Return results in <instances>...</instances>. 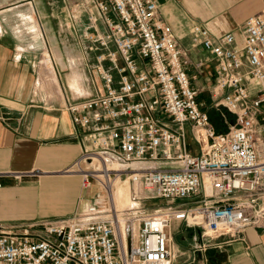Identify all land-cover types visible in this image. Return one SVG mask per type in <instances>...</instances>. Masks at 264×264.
<instances>
[{
  "label": "built area",
  "instance_id": "1",
  "mask_svg": "<svg viewBox=\"0 0 264 264\" xmlns=\"http://www.w3.org/2000/svg\"><path fill=\"white\" fill-rule=\"evenodd\" d=\"M84 8L92 29L84 40L99 52L88 72L95 91L65 109L92 129L91 146L65 173H78L84 191L98 186L105 203L42 222L39 234L0 230V264H191L227 244L221 238L264 230V9L240 34L191 29L217 61L211 95L228 126L218 133L155 0H84ZM116 180L131 185L128 208L114 201ZM151 199L168 205L146 209ZM181 224L192 230L184 246L173 234Z\"/></svg>",
  "mask_w": 264,
  "mask_h": 264
},
{
  "label": "crops",
  "instance_id": "2",
  "mask_svg": "<svg viewBox=\"0 0 264 264\" xmlns=\"http://www.w3.org/2000/svg\"><path fill=\"white\" fill-rule=\"evenodd\" d=\"M155 1L158 18L172 28L188 62L193 87L210 95L206 110L220 112L211 95L217 61L193 43L191 29L199 24L216 35L240 34L246 20L262 12L264 0ZM89 27L84 0H0V209L39 198L42 223L68 220L90 203L104 204L103 194L86 197L78 173H65L91 146L92 129L74 125L65 109L67 99L95 91L88 72L99 52L88 50ZM5 217L0 215V230L14 231L5 228ZM219 242L227 244L197 253L191 264H264V230L251 228L240 240Z\"/></svg>",
  "mask_w": 264,
  "mask_h": 264
},
{
  "label": "rangeland",
  "instance_id": "3",
  "mask_svg": "<svg viewBox=\"0 0 264 264\" xmlns=\"http://www.w3.org/2000/svg\"><path fill=\"white\" fill-rule=\"evenodd\" d=\"M26 21H18V25L20 26V28H26L27 26L25 25ZM27 36V35H25ZM30 37V36H29ZM44 52L45 50L43 49L40 53H39V61H42L44 58ZM52 57L53 54H51ZM198 101L200 102L201 106H203L205 109L206 107L208 108V106L210 105V103L212 102L210 99V95L208 93L205 92H200L198 93ZM215 105V104H214ZM216 109V108H215ZM229 123H232L230 121H228ZM188 148L190 151L192 152H196V145L192 142V141H188ZM130 192L128 193H119L121 197L126 198L127 200L131 199L130 203H132V197H131V185L129 184V189ZM99 188L98 186H93L92 188H90L89 190H87L86 192V197L88 199L91 198H96L98 197L101 193L99 192ZM35 197V196H34ZM182 201L179 200L176 203H181ZM132 204L128 205L131 206ZM142 205L146 208V209H154L157 207H161V206H166L168 205L167 202H165L164 200H147V201H143ZM42 204L39 198L36 199H32V200H20L17 201L15 203H12L10 205L7 206V208H2L0 209V215L4 214L5 217V228L6 229H13L15 232H22L24 229H28L30 230V232L32 234H39L43 227L42 224L40 223L41 221V213L42 212ZM127 206V207H128ZM192 232L190 230H187L184 226V224L180 225V228L177 231L173 230V234H174V240L176 245L179 244L181 246L186 245L185 241H182V236H187L188 234ZM176 233V234H175ZM186 247V246H185ZM182 259H178V263H181ZM176 264V263H175ZM197 264V263H194Z\"/></svg>",
  "mask_w": 264,
  "mask_h": 264
},
{
  "label": "bare ground",
  "instance_id": "4",
  "mask_svg": "<svg viewBox=\"0 0 264 264\" xmlns=\"http://www.w3.org/2000/svg\"><path fill=\"white\" fill-rule=\"evenodd\" d=\"M128 189H129V182L127 180H116L112 185V193L111 194H112L114 201H115V203L119 209L128 208V207H130L128 205L133 203V202L130 203L131 199L127 200L126 198L121 197L119 194L122 192L123 193H127V192L129 193L130 190L128 191ZM131 197H132V195H131ZM104 203H105V200H104ZM136 232H138L137 227H136Z\"/></svg>",
  "mask_w": 264,
  "mask_h": 264
},
{
  "label": "trees",
  "instance_id": "5",
  "mask_svg": "<svg viewBox=\"0 0 264 264\" xmlns=\"http://www.w3.org/2000/svg\"><path fill=\"white\" fill-rule=\"evenodd\" d=\"M210 118L212 123L215 125L218 133H224L227 131L228 126L226 124V120L222 117L220 112L212 111L210 112ZM227 120L230 122H234V117L231 115H227Z\"/></svg>",
  "mask_w": 264,
  "mask_h": 264
},
{
  "label": "water",
  "instance_id": "6",
  "mask_svg": "<svg viewBox=\"0 0 264 264\" xmlns=\"http://www.w3.org/2000/svg\"><path fill=\"white\" fill-rule=\"evenodd\" d=\"M190 231H192L191 229H190ZM191 233V232H190Z\"/></svg>",
  "mask_w": 264,
  "mask_h": 264
}]
</instances>
